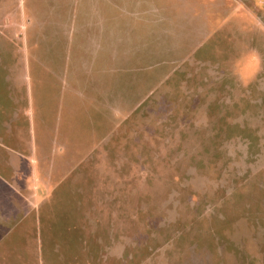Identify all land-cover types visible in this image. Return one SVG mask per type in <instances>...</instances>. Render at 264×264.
<instances>
[{
    "label": "rangeland",
    "instance_id": "1",
    "mask_svg": "<svg viewBox=\"0 0 264 264\" xmlns=\"http://www.w3.org/2000/svg\"><path fill=\"white\" fill-rule=\"evenodd\" d=\"M107 1L0 0V264H264V0H116L115 94L60 88Z\"/></svg>",
    "mask_w": 264,
    "mask_h": 264
},
{
    "label": "crops",
    "instance_id": "2",
    "mask_svg": "<svg viewBox=\"0 0 264 264\" xmlns=\"http://www.w3.org/2000/svg\"><path fill=\"white\" fill-rule=\"evenodd\" d=\"M107 1V0H105ZM108 2V1H107ZM163 2V7L159 4L157 8L151 9L144 8L140 9L136 7L135 9H121L120 11L126 12L128 14H145L148 17L152 15L154 18L157 16L158 19L165 21L164 16H171L172 14H176L180 18L192 19L196 15L197 5L196 0H156V3ZM108 5L109 8L106 9L105 6ZM115 10L112 8V6ZM116 0L114 3L108 2L102 8L98 9L94 12H91L87 17L83 19L84 26H87L91 23H95L97 26L96 33L94 35L88 34L87 28L84 32L86 34L87 42L85 41L81 52H73L72 43H75V35L73 40L67 43V50H65L66 59L62 61V69L60 76L55 75L54 77L57 79L60 85V88H68L74 89L76 85L79 84L78 81L83 80L86 84H83L81 92H116V34L123 33L122 31L116 30V22L115 14H116ZM113 10L115 14H113ZM177 11V12H176ZM119 13V12H117ZM68 16L73 18L71 21L73 30L71 29V24L68 26L67 30H72L76 32V26H78L79 16L76 13H67ZM53 15V14H52ZM66 14H64L65 16ZM62 14H60V17ZM77 17V18H76ZM167 19V18H166ZM71 20V19H70ZM151 23H154L151 21ZM67 26V25H66ZM106 26L109 28L107 29ZM186 27V26H185ZM195 30L193 29L190 33H193ZM92 43H96L93 47H91ZM90 48L93 50L91 53L86 52V59L83 61L80 57L83 56L84 50ZM63 56V53H62ZM95 73L96 77H93L92 80L98 82L97 84H93V90H91V85L89 80L91 77L89 75ZM73 74V76H72ZM104 77H107V80H104ZM79 78V79H78ZM103 86V87H102ZM88 88V90H87ZM76 89V87H75ZM77 91V89H76ZM78 92V91H77ZM113 94V96H114ZM82 95V94H81ZM85 95H82L83 97ZM86 97V96H85Z\"/></svg>",
    "mask_w": 264,
    "mask_h": 264
}]
</instances>
